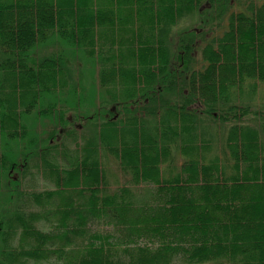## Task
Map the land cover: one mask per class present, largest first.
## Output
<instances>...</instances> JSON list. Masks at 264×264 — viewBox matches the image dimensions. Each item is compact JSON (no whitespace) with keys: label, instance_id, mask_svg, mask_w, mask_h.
Segmentation results:
<instances>
[{"label":"trees","instance_id":"16d2710c","mask_svg":"<svg viewBox=\"0 0 264 264\" xmlns=\"http://www.w3.org/2000/svg\"><path fill=\"white\" fill-rule=\"evenodd\" d=\"M260 83L264 0H0V264H264Z\"/></svg>","mask_w":264,"mask_h":264},{"label":"rangeland","instance_id":"374dc122","mask_svg":"<svg viewBox=\"0 0 264 264\" xmlns=\"http://www.w3.org/2000/svg\"><path fill=\"white\" fill-rule=\"evenodd\" d=\"M237 7H238V5L236 4V7L235 8H237ZM188 20H189V18L183 17L182 20H180V21L177 22V25L174 26L172 28V30L173 31H176L179 28V26H188L189 25V22H192V21H190V20L188 21ZM192 20L194 21L195 18L192 17ZM49 42H51V41H48V43ZM48 43L46 45L47 46L46 47L47 50H51V48H57V45H54V42L51 43V44L50 43L48 44ZM91 76H92V79H94V82L93 83H94L95 87L97 88V84H96L97 75L93 74ZM263 91H264V84L260 83L259 84V88H258V94L254 95V97L251 100H248V101H251V102L256 103V104L260 103V100H261ZM98 94H99V91L96 89L95 92H94V95L97 97ZM98 99H100L99 96H98V98L96 100L97 102H99ZM44 122H45L46 125H51V121L50 120H45V119L43 120V124H42V121L41 120H38L37 123L35 122L34 126H35V128H37L38 133H41V130L44 127L43 126L44 125ZM227 127H226V129H227ZM44 128H47V127H44ZM226 129L223 130V131H221V133H219V136H218V133H217V135H216V143H221V141H223L222 138L226 134ZM219 130L217 132H219ZM109 162L110 163H108L109 164V167L108 168H109L110 172L112 174L113 173L114 174H117V177H121L120 178L121 183L122 184H126V186H128L132 190V192H133V199L136 202H140V200H146V199H148L149 194L147 193V188H146V185H144V183H140V184H135L134 185L132 183L125 182V180L123 179V177L120 174L121 172L119 171L118 166H117L115 160L111 158V161L109 160ZM24 183H25V186H24ZM24 183H23V187L26 188V189L33 188V189L41 190V189H44V188L53 187L51 184H47L42 179H39V178L38 179L37 178L36 179L35 178L34 179L33 178H31V179L28 178V181H24ZM92 226H91L92 229L98 228L99 230H105L107 228H110L108 225H105V224H102V223H100L99 225H96L94 223ZM111 227H112V225H111ZM111 229H113V227ZM41 264H53V263H52V261H50V262H43ZM181 264H187V263H184L183 261H181Z\"/></svg>","mask_w":264,"mask_h":264},{"label":"bare ground","instance_id":"6f19581e","mask_svg":"<svg viewBox=\"0 0 264 264\" xmlns=\"http://www.w3.org/2000/svg\"><path fill=\"white\" fill-rule=\"evenodd\" d=\"M239 1V0H238ZM214 7V6H213ZM242 8V7H241ZM214 9V8H213ZM238 9V8H237ZM230 10V9H229ZM243 10H244V8H243ZM228 11V10H227ZM226 12V11H225ZM228 13V12H227ZM225 17V16H224ZM226 18V17H225ZM195 21V20H194ZM216 22V21H215ZM195 23V22H194ZM191 24V23H190ZM199 24V23H198ZM206 25V24H205ZM224 25V24H223ZM217 33V32H216ZM202 45V44H201ZM201 45H200V47L199 48H201ZM198 49V48H197ZM198 53H199V51H198ZM196 55V54H195ZM215 55V54H214ZM198 56H199V54H198ZM219 57V56H218ZM225 57V56H224ZM230 57V56H229ZM262 57V56H261ZM217 58V57H216ZM198 59V58H197ZM224 59V58H223ZM219 60V59H218ZM225 61V60H224ZM215 64V63H214ZM221 64V63H220ZM222 65V64H221ZM227 65V64H226ZM243 66V65H242ZM248 66V65H247ZM254 66V65H253ZM84 67H86V66H84ZM229 66H227V68H228ZM242 68V67H241ZM250 68V67H249ZM247 69H248V67H247ZM222 70V69H221ZM223 71V70H222ZM255 71V70H254ZM224 72V71H223ZM253 72V71H252ZM215 73V72H214ZM219 74V73H218ZM223 75V74H222ZM223 77V76H222ZM219 78V77H218ZM223 79V78H222ZM221 79V80H222ZM215 81V80H214ZM231 81V80H230ZM220 84V83H219ZM231 84V83H230ZM225 85V84H224ZM223 86V85H222ZM214 87V86H213ZM220 87V86H219ZM226 89V88H225ZM241 104V103H240ZM255 106V105H254ZM212 127V126H211ZM210 127V128H211ZM212 135H213V133H212ZM208 138V137H207ZM215 138V137H214ZM109 198V197H108ZM109 200V199H108ZM114 239V238H113ZM112 244V243H111ZM125 249V248H124ZM53 250V249H52ZM116 250V249H115ZM97 260V259H96ZM99 261V260H98ZM18 263V262H17ZM99 263V262H98ZM14 264V263H13Z\"/></svg>","mask_w":264,"mask_h":264}]
</instances>
